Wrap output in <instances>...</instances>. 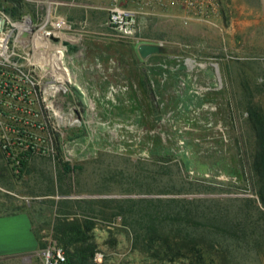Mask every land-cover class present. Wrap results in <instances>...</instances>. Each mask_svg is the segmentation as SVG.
Segmentation results:
<instances>
[{
    "label": "rangeland",
    "instance_id": "374dc122",
    "mask_svg": "<svg viewBox=\"0 0 264 264\" xmlns=\"http://www.w3.org/2000/svg\"><path fill=\"white\" fill-rule=\"evenodd\" d=\"M119 5L138 15L139 30L128 40L112 37L110 30L77 33L70 26L82 45L70 65L76 89L57 102L73 124L44 109L35 94L15 97L0 73V218L29 220L40 248L31 264H43L42 250L53 247L59 201L70 200V208L61 205L64 212L79 213V206L89 205L73 201L95 200L83 196L202 195L224 203L223 214L231 210L238 225L240 205L224 200L255 199L249 185L254 138L246 108L264 113V0ZM0 7L13 20L45 13L26 0H0ZM142 43L162 45L165 52L142 59L137 52ZM186 59L216 63L221 80L209 66L189 69ZM113 206L101 207L109 214ZM121 219H97L92 233L101 260L96 262L150 264L145 253L132 248ZM163 224L166 231L172 225ZM218 242L226 247L236 241L224 236ZM222 258L217 264H264V244Z\"/></svg>",
    "mask_w": 264,
    "mask_h": 264
},
{
    "label": "trees",
    "instance_id": "16d2710c",
    "mask_svg": "<svg viewBox=\"0 0 264 264\" xmlns=\"http://www.w3.org/2000/svg\"><path fill=\"white\" fill-rule=\"evenodd\" d=\"M10 13L14 14L11 10ZM246 112L254 138L249 185L255 199L246 196L224 200L226 205H240L237 206L241 220L238 225L229 215L231 210L223 214L226 206L219 199L75 200L73 204L89 205L88 209L79 206V213L64 212L61 205L70 208V200H63L57 204L51 238L62 250L64 264H103L94 260L99 248L92 231L97 219L118 216L131 235L132 248L145 253L150 264H217L223 260V254L244 252L250 247L259 249L264 244V113L251 105ZM92 204L97 211L90 206ZM107 204L115 205L109 214L101 207ZM207 209H210L208 213ZM166 222L172 224L168 231L163 224ZM224 236L236 242L225 247L218 242ZM40 247L45 248V244Z\"/></svg>",
    "mask_w": 264,
    "mask_h": 264
},
{
    "label": "built area",
    "instance_id": "2783aa9c",
    "mask_svg": "<svg viewBox=\"0 0 264 264\" xmlns=\"http://www.w3.org/2000/svg\"><path fill=\"white\" fill-rule=\"evenodd\" d=\"M120 1H124V0H116V3L109 9L106 26L112 32L111 33L112 37L121 40H128L134 37V35L139 30L136 22L138 15L134 10H131L123 5H119ZM53 14L54 16L52 18V21L48 22L46 25V29L50 33V36L48 38L53 46L61 47L59 46L60 43L59 37H55L52 34L54 31L60 30L72 36L75 35L70 32L71 27L65 20L64 22L67 24L68 29L67 30L56 29L52 23L55 22L57 23L58 22L57 20L60 18V16L57 15L55 12H53ZM7 17L11 20V22L12 21L23 22V20L26 17H29L30 18L29 29L24 30V32L28 31L29 32L28 38H31L37 32V30H39L43 25L45 20V13L38 14L35 17V19H32L30 16H23L19 20H13L0 7V51H2L3 43L5 42V46H6L5 49L7 50V54L9 55V62H7L4 56L0 54V73H3V75L5 74L7 75L9 79L8 87L10 89V92H12V94H14L15 97L18 96V93L21 92L24 93L26 92V94H28L29 96L35 94L37 97H40V99L44 104V109L46 110L51 109L48 106L47 101L53 100L52 102L54 104V100H55L57 104L56 106H59L57 101L66 92L58 91L52 96H50L48 100H46V89L53 87L54 82H52L51 78L48 75H43L41 77V75L38 74V71L34 70V68L26 66L25 52L22 49H19L14 44L16 37L18 38V33L16 31L12 32L11 35L6 39V34L14 29L13 25L7 20L8 19ZM24 36H28L27 33ZM29 54H32L31 50L28 52V55ZM40 61L42 63L45 62V59L41 60V55H40ZM71 64L68 65L69 69ZM42 257H43V264H64L65 262V256L62 250L57 248L55 245H53L52 248H47L46 250H42ZM94 260L100 261L101 255H98L96 253Z\"/></svg>",
    "mask_w": 264,
    "mask_h": 264
},
{
    "label": "crops",
    "instance_id": "0c3cea01",
    "mask_svg": "<svg viewBox=\"0 0 264 264\" xmlns=\"http://www.w3.org/2000/svg\"><path fill=\"white\" fill-rule=\"evenodd\" d=\"M33 7L50 15L55 12L77 33H105L108 9L113 0H26ZM79 31V32H78ZM52 245L55 242L50 241ZM40 250L39 240L29 220L23 215L0 218V260L20 257L24 264ZM23 256V257H22Z\"/></svg>",
    "mask_w": 264,
    "mask_h": 264
},
{
    "label": "bare ground",
    "instance_id": "6f19581e",
    "mask_svg": "<svg viewBox=\"0 0 264 264\" xmlns=\"http://www.w3.org/2000/svg\"><path fill=\"white\" fill-rule=\"evenodd\" d=\"M54 14L47 15L45 14V20L43 25L37 32L31 37H29V32L24 30L29 29L30 18L26 17L23 22H11L8 18L7 20L13 25L14 29L6 34V39L11 35L12 32L16 31L18 33V38L16 37L14 44L22 49L25 54V64L28 67L34 68V70L38 71V74L48 75L52 82H54L53 87L46 89V100L53 94L58 91L61 92H73L76 89V79L74 73L68 68V65L72 63L73 57L67 53V48L63 44V42H69L73 44H80V36H72L68 33H64L60 30L54 31L52 34L55 37H59L60 43L59 46H53L49 40L50 33L46 29V25L48 22L52 21ZM58 22L52 23L56 29H68L67 24L64 22V19L61 17L57 20ZM24 32V33H23ZM27 33L28 36H24ZM3 36V35H2ZM57 47V48H56ZM5 42L3 43L2 51L0 54L4 56L5 60L9 62V55L7 54V50L5 49ZM32 51V54L28 55L29 51ZM45 59V62L42 63L40 61ZM187 66L189 69H193L195 66H202V68L206 67L204 63L201 65L195 63L193 60L187 61ZM98 67V66H97ZM215 77V76H214ZM221 80V79H220ZM216 81L218 82V78L216 77ZM219 83V82H218ZM93 102V101H91ZM48 106L52 109L54 116L60 120L61 122H72L74 123V119L70 114H64L61 107L53 104L52 101H47ZM92 104L88 103V108L90 107V111L92 108ZM90 114V113H89ZM68 121H67V119ZM90 125L92 124V119L87 121Z\"/></svg>",
    "mask_w": 264,
    "mask_h": 264
},
{
    "label": "water",
    "instance_id": "95a60500",
    "mask_svg": "<svg viewBox=\"0 0 264 264\" xmlns=\"http://www.w3.org/2000/svg\"><path fill=\"white\" fill-rule=\"evenodd\" d=\"M63 44L67 48V53L71 56L79 55L80 51L82 50L81 44H73V43H69V42H63ZM137 52L142 59H145V58H148L149 56H152V55L163 54L165 52V47H163L162 45H157V44L142 43V44L137 46ZM188 60H190V59L185 60L186 66H187ZM199 65H201V64H199ZM205 65L209 66L210 68H212L214 70L215 76L220 81L218 65L216 63H205ZM200 67L202 68V66H200ZM231 196L238 197L239 195L238 196L231 195ZM85 197L95 198V199H111V198L127 199V198H202L204 196H202V195H193V196L192 195L191 196H186V195H173V196H169V195H167V196H163V195H139V196L134 197L131 195H120V196H116V195H95V196H83L81 198H85Z\"/></svg>",
    "mask_w": 264,
    "mask_h": 264
}]
</instances>
